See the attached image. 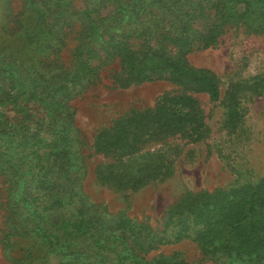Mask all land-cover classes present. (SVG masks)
Returning <instances> with one entry per match:
<instances>
[{"label": "rangeland", "instance_id": "374dc122", "mask_svg": "<svg viewBox=\"0 0 264 264\" xmlns=\"http://www.w3.org/2000/svg\"><path fill=\"white\" fill-rule=\"evenodd\" d=\"M66 19L70 22L63 25ZM137 21L144 29L124 36V26ZM56 24L62 26L59 54L48 49L50 36L45 34ZM90 33H97V42L105 45L94 46ZM115 36L124 39L113 41ZM158 44L175 62L214 72L219 101L164 80L121 88L118 79L126 76L129 60L151 49L158 51ZM82 59H89L97 77L90 83H71L70 71ZM49 66L53 70L43 78ZM66 82L71 84L64 86ZM183 92L204 116L200 141H189L174 131L166 137L153 136L152 131L144 132L139 142L131 135L129 144L136 149L97 151L98 136L121 119L155 109L164 95L172 100L166 105L174 109L173 99ZM69 114L73 121L65 119ZM62 151L67 154L57 168L64 167L60 178L69 202L58 206L42 201L45 189L37 190V185L53 171L54 155ZM158 165L163 167L160 175L137 188L119 182ZM27 176L33 178L37 195L31 199H37V211L55 234L81 212L89 220L95 211L106 210L96 223L105 238L113 218L164 230L169 211L188 194L197 197L260 186L264 181V0H0V264H130L113 256H63L35 234L5 241L8 218L28 215L23 212L28 205L18 195L22 190L15 191V182L22 183ZM92 206L99 210H88ZM257 219L264 222V206L258 208ZM250 229L243 223L237 235L220 228L213 245L220 250L210 254L197 241L185 239L140 254L137 260L156 264L178 256L187 264H264V245L248 234ZM241 235L250 237L252 252L239 246ZM226 242L232 248L224 249Z\"/></svg>", "mask_w": 264, "mask_h": 264}, {"label": "trees", "instance_id": "16d2710c", "mask_svg": "<svg viewBox=\"0 0 264 264\" xmlns=\"http://www.w3.org/2000/svg\"><path fill=\"white\" fill-rule=\"evenodd\" d=\"M67 22L70 21L66 19L63 25H66ZM143 29L140 21L130 22L124 26L123 35L128 36L130 32L139 34ZM89 30L90 32L93 31L94 27L92 26ZM45 34L50 36L47 39L49 42L48 49L53 54H59L63 48L62 26L60 24L52 25L49 33ZM89 37L94 46L105 45L104 41L97 42V33H90ZM121 39L124 38L115 36L113 41L117 40L120 43ZM159 48L160 44H158ZM120 55L122 57V54ZM50 64V66L54 65V63ZM50 66L47 72L42 74L43 78H46L53 70ZM127 66L129 69L125 72L124 79H118L121 88L150 80H164L180 84L188 91L207 93L215 102L219 101L221 97L219 79L214 72L195 68L184 61L175 62L161 48L158 51L151 49L144 56L130 59ZM95 71V67H92L89 59H82L77 64V69L74 72L70 71L72 76L70 82L90 83L97 77ZM71 83L66 82L64 86ZM173 100L177 101L174 109L166 105V102L170 103L172 100L170 101L169 97L164 95L155 109L146 110L142 113H132L130 117L121 119L111 131L103 132L98 136L97 151L112 154L113 151L117 150H122L124 153L130 148L136 149L134 144H129L131 135L133 134L135 141L139 142V140H143L144 132L150 133L152 131L153 136L166 137L169 131H174L189 141H200L202 138L200 130L204 127L205 122L201 110L194 107V99L183 92L178 99L174 98ZM180 105L181 108H179ZM185 109L188 110L185 111ZM72 118L73 115L69 114L65 119L73 121ZM133 129L137 132L132 133ZM66 154L62 151L54 155L53 171L40 179L39 185H37V190L45 189V196L41 200L47 204L52 201L53 205L65 206L69 202L67 198L69 191L60 178V175L64 173V167L60 165V168H57V162ZM162 170V166H151L145 168L139 175L130 177L129 181L124 182L120 178L119 182L124 187L137 188L153 177L156 178ZM51 175H55V179L51 178ZM32 179L31 176H27L24 182H15V191L22 190L18 195L21 194L24 200L21 199V201L28 205L27 208H23V212L28 211V215L22 213L19 216L11 215L8 218L5 241L15 236L35 234L48 240L50 248L55 247V250L63 256L74 254L102 259L113 256L119 262L140 264L137 260L140 254H147L162 245L177 243L185 239L197 241L203 252L210 254L213 250H220L213 246L217 235L220 233V228L227 234L231 232L239 235L238 232L242 224L247 223L251 228L248 234L255 239L258 238L260 244L264 245V222L257 219L258 208L260 205L264 206V181L257 187L244 186L229 192L215 191L212 194L204 193L197 197L188 194L169 211V224L164 230L155 231L150 227H138L125 217L113 218L111 226L107 229L109 237L105 238L104 235L100 234L103 228L97 230L96 223L101 221L102 215L107 212L106 210H102V213L95 211L93 215L89 216V220L83 217L85 212H81L74 219L66 220L61 225L60 231L55 234L53 232L54 227L49 226L45 219L41 218V213L37 211V199H31L37 197L32 190L34 188ZM18 195L14 193L13 197H18ZM16 203H18L17 200H15L14 205ZM29 206L35 210H29L31 209ZM84 207L85 200L82 199L80 209L84 210ZM89 209L99 210V206H92ZM249 239L250 237L247 239L245 235L239 237V246L246 247L248 253L252 252L250 243H248L250 242ZM223 248L230 249L232 247L228 246L227 243ZM156 264L187 263L183 259H179L178 256H174L169 260H157Z\"/></svg>", "mask_w": 264, "mask_h": 264}]
</instances>
